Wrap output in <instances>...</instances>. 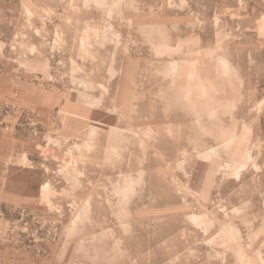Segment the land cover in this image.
<instances>
[{
    "label": "rangeland",
    "instance_id": "374dc122",
    "mask_svg": "<svg viewBox=\"0 0 264 264\" xmlns=\"http://www.w3.org/2000/svg\"><path fill=\"white\" fill-rule=\"evenodd\" d=\"M0 264H264V0H0Z\"/></svg>",
    "mask_w": 264,
    "mask_h": 264
}]
</instances>
